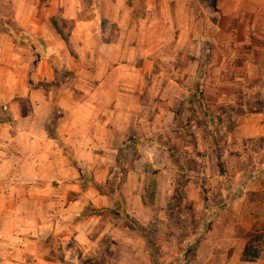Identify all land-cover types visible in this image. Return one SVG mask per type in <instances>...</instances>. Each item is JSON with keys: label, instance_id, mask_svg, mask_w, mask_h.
Wrapping results in <instances>:
<instances>
[{"label": "crops", "instance_id": "obj_1", "mask_svg": "<svg viewBox=\"0 0 264 264\" xmlns=\"http://www.w3.org/2000/svg\"><path fill=\"white\" fill-rule=\"evenodd\" d=\"M108 1L111 11L95 3L65 36L52 17L78 19L77 0L60 11L52 3L44 18L29 0H1L0 104L11 124L0 119V253L82 264L109 238L103 264H151L144 238L114 216L117 192L141 224L157 217L168 261L183 233L206 222L199 264H256L242 253L244 217L264 209L255 200L264 0H138L146 9L135 19L126 0ZM104 18L119 29L104 28ZM6 20L43 46L41 56ZM121 149L126 171L116 184ZM150 172L158 208L144 203ZM179 178L183 221L167 215ZM87 206L94 210L82 216Z\"/></svg>", "mask_w": 264, "mask_h": 264}, {"label": "trees", "instance_id": "obj_2", "mask_svg": "<svg viewBox=\"0 0 264 264\" xmlns=\"http://www.w3.org/2000/svg\"><path fill=\"white\" fill-rule=\"evenodd\" d=\"M52 22L54 26L57 27L56 23L52 19ZM5 24L8 28V31L18 40V42H21L22 44H26L30 46L34 51H36L38 54H40L42 51L40 48H36L29 40L26 39L23 35L19 33V29L16 27V25L11 21V20H6ZM64 74L68 73V71H64ZM198 83V82H197ZM195 88H198L199 91L196 92ZM201 88L199 87V84H196L194 86L193 92L199 96L201 93ZM0 119L4 121H8L11 124V119L8 117V114L6 113V107L5 105L0 104ZM51 126V123L49 124V127ZM48 127V128H49ZM49 130V129H48ZM125 149V148H124ZM121 149L118 152V158L116 160V166H115V174H116V184L121 180L125 173V167L123 166L124 162V155H125V150ZM149 178L147 180V189L144 199V203L149 204L150 206L155 205V183H156V177L153 175L152 172L148 173ZM88 182L87 180H85ZM181 179H177V188L176 191L174 192V196L172 197L171 201L169 202V207H168V217L171 218V216H175L176 219L179 221H183L182 219V214L183 210L179 207L180 200H181V191H180V186H181ZM115 184V185H116ZM122 196L116 192V212L114 213L115 218L117 219H122L125 224H127L132 230H134L138 235L142 236L144 240L146 241V248L148 251V254L150 255L151 259V264H188L191 263L190 261L192 259H196V248H197V243H198V238L205 232L206 228V222H203L202 226L200 229L192 232L191 234H188L184 232L183 234H186L184 237H182L179 245V254L177 258L180 261H167L165 258V255H163V248H162V242L163 240L166 241V238L168 237L167 234L168 232L165 230L166 234L164 236V233H160L158 226H157V217L151 219L146 225L141 224L139 221H137L134 217L127 215L124 212V209L122 208ZM155 208H158L157 205L154 206ZM94 209L91 207L87 206L83 213L82 216H85L91 212H93ZM101 211V210H100ZM165 237V238H164ZM259 238L257 237H251L250 239H246V245L245 249L242 253V260L245 261H256L258 259L259 254L261 253V246L260 244L257 243ZM192 245V246H191ZM110 239L106 238L101 241V245L99 246L101 248L97 249L98 252H95L93 255H88L84 256L82 260V264H95L98 260L100 262H104V260L109 257L110 253ZM108 249H107V248ZM189 253H192L189 254ZM182 258V259H181ZM177 259V260H178Z\"/></svg>", "mask_w": 264, "mask_h": 264}, {"label": "rangeland", "instance_id": "obj_3", "mask_svg": "<svg viewBox=\"0 0 264 264\" xmlns=\"http://www.w3.org/2000/svg\"><path fill=\"white\" fill-rule=\"evenodd\" d=\"M34 4L36 7V15L44 18V15L46 16V8L49 7L52 3L55 5H58L59 11L64 8L66 5L70 9H74V3H77L76 0H29ZM79 3L76 7H80L81 11L78 12V19L77 18H62L60 16V13H57L52 19L56 23L58 29L60 32L68 36L71 33H73L76 24H78V20L82 19H89L90 16L95 14L96 12H93V9H97L95 3L99 6L102 13H105V10L111 11L110 4L108 0H77ZM128 5H131L134 7V10L132 12V18H139L142 13H145L146 7L141 5V2H138V0H126ZM1 3V0H0ZM60 3H62L60 6ZM5 10V8H0V12ZM6 11V10H5ZM116 18V17H115ZM121 20V19H120ZM107 21V22H106ZM102 24L104 28L106 26L109 27L110 31L118 30L116 21H110L106 18L102 21ZM80 35V34H79ZM43 46H39L38 48L42 49ZM194 87L192 88V90ZM170 91V90H169ZM195 91L198 92L199 89L195 88ZM201 91L200 95L198 97H202ZM172 94V90L169 92ZM158 97V96H156ZM258 142V141H257ZM181 149V147H178ZM259 189L260 191L257 193V200L258 203H261V207L264 206V171H261L259 174ZM259 185V184H258ZM244 225V231H245V237L246 239H250L251 237H258L259 240L257 241L258 244L261 246V253L258 256V259L254 261L256 264H264V209H255L254 211L250 212L249 214H246L243 220ZM5 228V227H4ZM1 230H3V227H0V235H2ZM165 238V237H164ZM174 245V243H172ZM162 246H165L167 250H170V242H166L163 240ZM192 246V245H191ZM0 253V264H30V258H28L26 255H23L20 257V255L16 256L15 253ZM168 254V253H167ZM170 254V253H169ZM192 255V253H189ZM12 256V257H11ZM15 257V258H13ZM176 258V259H175ZM174 259L171 258V261H180L177 256ZM178 259V260H177ZM182 259V258H181ZM166 260L168 261V258L166 257ZM191 263L188 264H199L196 259H192L190 261ZM95 264H102L99 260Z\"/></svg>", "mask_w": 264, "mask_h": 264}]
</instances>
